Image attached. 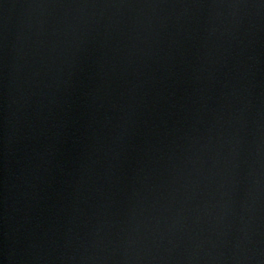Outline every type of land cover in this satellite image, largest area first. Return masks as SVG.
Masks as SVG:
<instances>
[{"label":"water","instance_id":"1","mask_svg":"<svg viewBox=\"0 0 264 264\" xmlns=\"http://www.w3.org/2000/svg\"><path fill=\"white\" fill-rule=\"evenodd\" d=\"M0 264H264V0H0Z\"/></svg>","mask_w":264,"mask_h":264}]
</instances>
